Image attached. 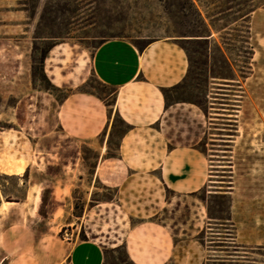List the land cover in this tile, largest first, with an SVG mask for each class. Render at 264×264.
Instances as JSON below:
<instances>
[{
	"label": "rangeland",
	"instance_id": "374dc122",
	"mask_svg": "<svg viewBox=\"0 0 264 264\" xmlns=\"http://www.w3.org/2000/svg\"><path fill=\"white\" fill-rule=\"evenodd\" d=\"M230 1L204 3L215 10L241 3ZM164 5V0H0V264H51L59 259L56 251L50 258L48 242L21 259L3 255L2 233L11 225L35 227L38 232L64 226L58 236L55 234L57 240L102 237L103 242L111 244L114 234L108 232L114 228L121 229L123 239L130 226L147 221L166 225L178 221L193 226L195 214L201 218L195 224L203 228L197 239L204 247L227 246L228 252H233L228 256L264 263V248H235L226 235L231 234L226 231L231 228L224 226L229 225L225 221L231 205L229 172L239 163L237 158H230L234 156L231 146L236 144L232 141H241L245 147L243 157L264 159V9L253 15L249 24L252 60L248 54L247 23L239 21L227 29H223L225 23L217 24L221 32L214 34L211 43L213 76L230 73L218 50L220 46L227 49L234 66L235 86H218L224 82L218 78L208 80L203 57L193 53L190 77L183 88L170 94L169 104L187 102V107L201 114V123L193 124L186 115L180 117L185 119L186 127L176 126L189 132L181 143L198 144L212 161L209 183L197 194L178 199L163 188L119 187L132 173L118 158L124 126L116 116L110 144L103 137L89 142L72 140L57 126V107L69 94H112L113 89L102 87L93 74L82 76L85 61L101 43L114 39L146 43L176 38L163 13ZM18 22L25 25L24 34L15 33L13 25ZM199 47L190 46L192 51ZM46 52L47 58L42 60ZM67 74L69 78H65ZM108 103L112 104L111 97ZM191 103L198 106L190 107ZM214 114L229 115L239 122L205 119ZM241 134L242 139H238ZM259 166L264 170V162ZM55 187L65 189L61 202L54 199ZM251 187L246 192L252 193ZM6 202L14 204L4 208ZM97 202L103 203L99 209L95 207ZM85 206L90 211L78 221L74 217L80 216ZM179 209L177 217L175 212ZM99 210L111 212L100 215L98 220ZM157 210L163 211L149 218ZM56 211L63 217L54 220L52 213ZM67 224H74L77 230ZM99 230L104 233L97 235ZM106 264L133 263L119 248L107 251Z\"/></svg>",
	"mask_w": 264,
	"mask_h": 264
},
{
	"label": "crops",
	"instance_id": "0c3cea01",
	"mask_svg": "<svg viewBox=\"0 0 264 264\" xmlns=\"http://www.w3.org/2000/svg\"><path fill=\"white\" fill-rule=\"evenodd\" d=\"M13 27L17 30L16 34H24V24L18 22ZM189 69L186 52L174 40H153L142 51L124 39L105 41L85 61L82 76L91 73L108 88L115 90L109 96L112 104L108 103V96L102 97L95 92L69 94L57 107V126L72 140L89 142L103 137L104 141H109L114 117L118 115L131 129L120 138L117 154L124 168L132 173L119 187L145 185L163 188L178 199L197 194L209 183L212 161L198 144L181 143V138H186L189 132L176 126L186 127L185 119L180 118L186 115L192 117H188V120L193 124L201 123V114L187 107V102L167 103L164 95L165 90L187 81ZM65 78H69V74ZM222 81L223 84L216 85L235 86L236 82ZM241 86H245L244 83ZM189 106L198 105L191 103ZM214 115H206L205 119L211 122H239L231 120L233 118L229 115ZM238 139H242V134L238 135ZM232 143L236 144L231 146L234 156L230 158H237L239 163L232 166L229 172L232 187L228 195L231 205L225 221L229 225L224 226L231 228L226 230L231 234L226 235L231 237V244L237 246L235 248L259 250L264 248V170L259 168L264 159L243 157L245 147L241 141ZM138 180H147L148 183L141 184ZM248 186H252V193L246 192ZM62 191L65 189H54L57 202L62 201ZM97 203L95 207L99 209L103 203ZM88 211V206H85L80 216L71 215L79 221L86 217ZM161 211L157 210L149 218L156 217ZM110 212L99 210L98 220L100 215ZM115 212L116 209H113ZM179 214L180 209L175 212L177 217ZM196 215L193 226L178 221L174 225H166L154 220L130 226L123 239L120 238L121 229L114 228L108 232L114 234L111 244L103 242L102 237L57 240L55 234L58 236L64 226L38 232L35 227L11 225L2 233V254L21 259L41 249L43 242H48L52 251L50 258L55 251L59 254V259L51 264H106L107 251L119 248L124 249L133 264H264L250 261L249 257L228 256L233 252H228L227 246L204 247L197 239L203 228L195 224L201 220ZM60 217L63 215L59 211L52 213L54 220ZM67 225H72L73 231L77 230L74 224ZM102 233L104 231L99 230L97 235ZM219 253H226L227 256H219Z\"/></svg>",
	"mask_w": 264,
	"mask_h": 264
},
{
	"label": "trees",
	"instance_id": "16d2710c",
	"mask_svg": "<svg viewBox=\"0 0 264 264\" xmlns=\"http://www.w3.org/2000/svg\"><path fill=\"white\" fill-rule=\"evenodd\" d=\"M163 1V0H161ZM223 1V0H218ZM241 2L236 7L230 8H218V10L211 9L208 4H205V0H164L163 13L169 19L170 27L174 29V33L177 34L174 41L186 52L190 69L187 77H190L193 69L192 55L200 54L203 57V67L209 78H218L222 80H234L233 64L230 61L227 49L218 46V50L221 54L222 60L226 67L230 70L229 74H223L219 76H213V64H212V47L213 36L215 33H220L221 29L217 27L218 23H225L223 29H227L230 25L244 21L247 23L248 33V54L253 59V48L250 46L251 39V27L249 26L252 16L264 9V0H231L230 2ZM108 41V40H106ZM105 42V41H104ZM131 42L139 51H142L151 41L146 43ZM55 46V45H54ZM190 46H200L198 49L191 50ZM51 47L49 51L52 49ZM200 49V50H199ZM48 52L43 54L42 60L47 58ZM46 78V76L44 75ZM102 87L108 88L106 85L97 80ZM187 81H185L186 83ZM185 83L178 85L170 90H165L164 95L167 103H169L170 94L174 91H178ZM111 89V88H110ZM115 92V90H113ZM120 124L124 126L121 137L130 131L131 127L126 124L118 115L116 116ZM116 122V119H115ZM114 128V124H113ZM113 131L111 132L109 144L112 140ZM120 137V138H121ZM119 146V143H118Z\"/></svg>",
	"mask_w": 264,
	"mask_h": 264
},
{
	"label": "bare ground",
	"instance_id": "6f19581e",
	"mask_svg": "<svg viewBox=\"0 0 264 264\" xmlns=\"http://www.w3.org/2000/svg\"><path fill=\"white\" fill-rule=\"evenodd\" d=\"M13 204H14V203H12V202H6V203L3 204V207H4V208H6V207L8 208V206L13 205ZM0 209H1V208H0Z\"/></svg>",
	"mask_w": 264,
	"mask_h": 264
}]
</instances>
